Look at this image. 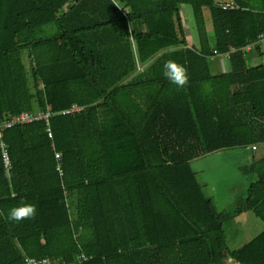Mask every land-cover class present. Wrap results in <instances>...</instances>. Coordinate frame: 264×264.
<instances>
[{"label":"trees","instance_id":"trees-1","mask_svg":"<svg viewBox=\"0 0 264 264\" xmlns=\"http://www.w3.org/2000/svg\"><path fill=\"white\" fill-rule=\"evenodd\" d=\"M227 1L0 0V120L51 112L48 126L4 132L0 264H264V230L237 250L223 230L248 212L264 224V157L241 169L256 180L230 212H216L190 167L264 144V65L247 68L243 51L262 47L264 0ZM214 51L229 73H211ZM169 60L187 69L185 88L165 78ZM137 63L147 66L132 77ZM73 105L83 110L61 115ZM21 201L35 218L9 222Z\"/></svg>","mask_w":264,"mask_h":264},{"label":"rangeland","instance_id":"rangeland-1","mask_svg":"<svg viewBox=\"0 0 264 264\" xmlns=\"http://www.w3.org/2000/svg\"><path fill=\"white\" fill-rule=\"evenodd\" d=\"M180 12L183 26L187 32V39H189L188 44L192 45L191 43H194L193 36L195 37L192 12L190 8L186 6L181 7ZM205 17L206 28L211 36V22L207 10L205 11ZM132 47L136 53L134 43ZM262 48H264V46H262ZM256 53L257 51L253 50L252 55ZM257 60L258 64L264 62V56L262 58L258 57ZM22 62L29 72L30 61L27 58L26 52L22 53ZM217 62L218 59L210 61L212 72H214L213 67ZM136 66V73H134L132 77L138 74L140 70V68H138V63ZM219 152L220 153L215 152L207 154L192 161L190 167L198 183L201 185L204 195L212 200L216 212L222 213L224 211H232L236 201L246 197V190L249 183L255 182L256 179L255 176H247L241 172L242 168L248 166L245 157L247 154H249L250 157L254 156V159L263 157L264 146L253 153L245 149L224 150ZM237 218L226 223L223 228L226 243L230 250L241 248L257 236L263 230L262 228H264V224L250 212L244 213Z\"/></svg>","mask_w":264,"mask_h":264},{"label":"built area","instance_id":"built-area-1","mask_svg":"<svg viewBox=\"0 0 264 264\" xmlns=\"http://www.w3.org/2000/svg\"><path fill=\"white\" fill-rule=\"evenodd\" d=\"M110 1H113L115 3V0H110ZM219 6L224 10H227V9L233 10L235 8V5L233 4L231 0H228L227 2H224V3H220ZM119 9L122 10L121 8ZM257 44L264 46V34L260 36ZM253 49H254V45H248L243 49V51L244 53H247ZM214 56H221V55H218L214 51L213 56H211L210 58ZM82 110H83V107H78L76 105H73L69 108V110L63 111L61 115H74V114L81 112ZM50 116H51L50 108L47 107V110L45 113L44 112H36V113L22 112L19 115L7 117V118L0 120V153L2 157L3 167L6 172L10 170L11 165H10V159H9V154H8V148L3 142L4 132L15 126L30 124V123H33L35 121H39L42 119L46 121L47 126H48V119ZM46 133L49 138L52 137L49 127L46 129ZM55 159L57 160L56 171L58 175L61 177L63 176V171H62L61 163H60L61 155L56 153ZM84 259L85 258L83 256H79L77 258L78 261H83ZM24 263L25 264H65L62 261H50L48 259L37 260V259H31V258H25Z\"/></svg>","mask_w":264,"mask_h":264},{"label":"clouds","instance_id":"clouds-1","mask_svg":"<svg viewBox=\"0 0 264 264\" xmlns=\"http://www.w3.org/2000/svg\"><path fill=\"white\" fill-rule=\"evenodd\" d=\"M164 76L173 85L176 86L177 90L185 88L189 82L187 69L176 63L175 61L169 60L164 64ZM36 206L34 204H28L21 201L20 206L13 207L9 210L6 219L9 222L20 223L23 220H32L36 216ZM4 214L0 212V216Z\"/></svg>","mask_w":264,"mask_h":264},{"label":"crops","instance_id":"crops-1","mask_svg":"<svg viewBox=\"0 0 264 264\" xmlns=\"http://www.w3.org/2000/svg\"><path fill=\"white\" fill-rule=\"evenodd\" d=\"M223 1V0H222ZM191 10V9H190ZM194 23V21H193ZM194 29H195V25H194ZM207 29V28H206ZM184 31H185V35H186V39H187V32H186V29L184 28ZM189 39H187V42H188ZM193 40H194V43L192 42L190 46H195L196 48H198V39H197V33H196V29H195V37L193 36ZM191 42V41H190ZM254 50V49H253ZM253 50H251L250 52H247L246 53V57H245V62H246V65H247V68H254V67H257V66H261V65H264V62L262 63H259L258 64V60L257 58L260 57L262 58L264 56V48L260 47L259 50H255L257 51V53L255 55H252V52ZM249 55V56H248ZM249 57V58H248ZM248 58V59H247ZM215 59H218V62L216 63V65L213 67V71L211 70V73L214 75V76H218V75H222V74H227L230 72L231 70V67H230V63H229V58L227 56H214L212 58H209L210 61H214ZM146 64H139L138 63V68H140V70H144V68H146ZM233 90H236V87H233L231 91ZM264 146V144H260L258 146H255V147H251V148H247L245 150L253 153V152H256L259 148H262ZM217 153V152H216ZM220 153V152H218ZM264 157V156H263ZM263 157H260V158H257V159H254V156L253 157H250L249 154L246 155V164L251 165V163L253 161H256V160H259ZM199 159V158H198ZM197 160V159H196ZM244 161V160H242ZM238 219V218H237ZM235 220V219H234ZM264 230V228H262ZM262 230V231H263ZM261 231V232H262ZM260 232V233H261Z\"/></svg>","mask_w":264,"mask_h":264}]
</instances>
